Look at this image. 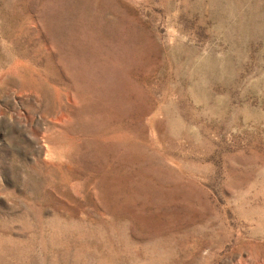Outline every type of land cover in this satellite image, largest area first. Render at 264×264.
Wrapping results in <instances>:
<instances>
[{
    "label": "rangeland",
    "instance_id": "1",
    "mask_svg": "<svg viewBox=\"0 0 264 264\" xmlns=\"http://www.w3.org/2000/svg\"><path fill=\"white\" fill-rule=\"evenodd\" d=\"M0 264H264V0H0Z\"/></svg>",
    "mask_w": 264,
    "mask_h": 264
}]
</instances>
